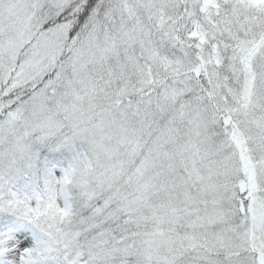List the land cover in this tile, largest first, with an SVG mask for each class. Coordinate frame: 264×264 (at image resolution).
I'll list each match as a JSON object with an SVG mask.
<instances>
[{
	"label": "snow or ice",
	"instance_id": "snow-or-ice-1",
	"mask_svg": "<svg viewBox=\"0 0 264 264\" xmlns=\"http://www.w3.org/2000/svg\"><path fill=\"white\" fill-rule=\"evenodd\" d=\"M0 264H264V0H0Z\"/></svg>",
	"mask_w": 264,
	"mask_h": 264
}]
</instances>
